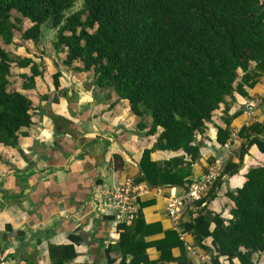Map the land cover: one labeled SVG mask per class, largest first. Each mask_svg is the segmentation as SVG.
I'll list each match as a JSON object with an SVG mask.
<instances>
[{"label":"trees","instance_id":"trees-1","mask_svg":"<svg viewBox=\"0 0 264 264\" xmlns=\"http://www.w3.org/2000/svg\"><path fill=\"white\" fill-rule=\"evenodd\" d=\"M77 1L0 0V38L11 44L18 33L38 44L43 25L50 23L56 30L54 48L65 53L66 67L93 71L96 86L129 100L140 118L139 129L148 127L145 119L150 117L146 134L162 129L153 147L143 151L136 182L188 189L194 182L193 163L199 160L204 143L198 141V133L206 130L228 96L234 97L235 91L245 94L244 85H255L264 74V0H82L83 6L75 9ZM25 19L32 25L24 30ZM14 63L31 67V75L22 74L24 89L33 88L35 77L43 72L33 57L14 58L0 46V143L18 147L20 135H27L23 128L33 123V102L11 84ZM61 75L59 70L53 75L56 87ZM240 134L247 137L240 161H225L221 174L194 203L199 208L196 216L182 225L200 247L207 248L203 241L213 238L212 264H231L235 258L241 264H256L253 255L264 252V165L252 166L242 186L228 190L234 202L228 223L207 204L203 206L216 197L224 177L240 171L250 146L256 144L264 153V121L243 126ZM230 137L229 126L218 128L219 143ZM157 149L183 150L189 159L152 160L151 153ZM114 158L122 167L120 156ZM145 205L140 202L131 225L118 224L120 239L108 252L122 253L119 264L165 260L193 264L176 230H166L161 239L146 240L162 227L146 222ZM150 246L161 251L158 260L150 259ZM176 246L181 248L179 257L171 255ZM49 252L51 264H68L78 255L74 244L50 245Z\"/></svg>","mask_w":264,"mask_h":264},{"label":"crops","instance_id":"crops-1","mask_svg":"<svg viewBox=\"0 0 264 264\" xmlns=\"http://www.w3.org/2000/svg\"><path fill=\"white\" fill-rule=\"evenodd\" d=\"M28 21L24 30L32 25ZM19 37L21 42L14 45L22 51L32 40H24L20 34ZM30 52L28 49L27 54L20 57H33L37 63L43 61L42 57ZM43 59L47 69L43 71L39 65L43 74L35 77V86L31 89L23 88L25 79L22 77V74H32L31 67L13 64L12 73L15 71L21 80V85L15 88L33 102V123L23 128L27 135H20L18 147L0 143V264H28L31 260L37 264H51L50 245L63 244H74L78 253L68 264H119L122 253L117 249L108 252V248L120 239L118 224L124 222L111 213L110 207L104 208L103 190L129 176L138 177L143 151L153 147L162 129L146 134L151 125L150 117L145 119L148 127L139 129L140 118L132 111L129 100L118 99L110 88L96 86L93 71L78 72L63 63L55 67L49 58ZM58 70L62 75L56 87L53 75ZM244 90L245 94L235 91L234 97L228 96L214 112L206 130L198 133V141L204 143L199 160L193 163L194 181L203 178L218 155H224L225 161L239 162L241 147L247 140L240 134L242 127L264 121V74L255 85H244ZM251 105L252 115L248 112ZM227 126L231 137L221 144L217 140L218 128ZM116 154L124 162L122 167L120 160L114 158ZM177 156L189 159L183 150L157 149L151 153L152 160L157 161ZM256 165H264V153L254 144L244 155L240 171L224 177L216 197L204 202L203 206L207 204L228 223L234 202L227 192L242 186L245 174ZM142 184L140 202L146 203L142 209L144 218L147 223L162 227L146 240H158L165 236L166 230H176L179 235L184 234L180 238L193 264H212L213 238L203 241L207 248L200 247L194 235L182 226L196 216L199 208L190 204L178 224L168 213L169 197L183 195L186 188H155L147 182ZM134 219L125 223L131 225ZM71 236L81 240L74 242ZM147 252L153 261L161 256L156 246L148 247ZM171 255L179 257L181 248L173 247ZM109 259L115 263H110ZM130 259L131 256L126 262ZM253 260L256 264H264V252L255 253ZM158 264L180 263L165 260ZM231 264L241 262L235 258Z\"/></svg>","mask_w":264,"mask_h":264},{"label":"built area","instance_id":"built-area-1","mask_svg":"<svg viewBox=\"0 0 264 264\" xmlns=\"http://www.w3.org/2000/svg\"><path fill=\"white\" fill-rule=\"evenodd\" d=\"M253 110V105H251L248 112L252 115ZM224 163V155H218L201 180L194 181L183 195H172L169 197L168 213L174 223L178 224L183 211L190 204H194L204 196L205 192L221 174ZM142 186H144L142 182H136L135 178L131 176L121 183L107 186L103 190L102 204L104 208L110 207L112 209L111 213L121 222L131 221L137 216L140 209ZM180 235L184 236L183 233H180Z\"/></svg>","mask_w":264,"mask_h":264},{"label":"rangeland","instance_id":"rangeland-1","mask_svg":"<svg viewBox=\"0 0 264 264\" xmlns=\"http://www.w3.org/2000/svg\"><path fill=\"white\" fill-rule=\"evenodd\" d=\"M82 6H83V1L78 0L75 5V9H80ZM14 14L17 15V13H14ZM28 23L29 21L25 19L24 26L26 27ZM42 30H43V33H42L40 42L38 44H34L32 41H30L28 45L26 44V46L23 47L22 51H20L18 47L14 45V43L21 42L18 40L20 39L18 33L16 34L17 36L14 37V41L11 44L5 45L2 39L0 38V46L1 45L5 46V48L9 50V52L13 56H15V58L27 54V50L29 49L31 51L30 53H32L34 56H37L40 58L42 57L43 61H44L43 58H46L47 60L49 58L51 61H53V64L55 67L57 66V64L62 65L65 53L57 52L56 49L54 48L53 41L56 35L55 28L49 23L47 25H43ZM43 61H38L39 62L38 64L41 66L42 70L45 71L47 67L46 65H44ZM16 76L17 74L14 71L11 77V80H12L11 84L13 85V87H17L21 85V80L17 78Z\"/></svg>","mask_w":264,"mask_h":264}]
</instances>
